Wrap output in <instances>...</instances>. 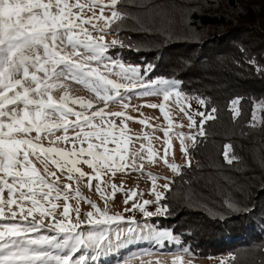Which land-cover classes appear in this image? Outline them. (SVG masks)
I'll list each match as a JSON object with an SVG mask.
<instances>
[{"label":"snow or ice","instance_id":"obj_1","mask_svg":"<svg viewBox=\"0 0 264 264\" xmlns=\"http://www.w3.org/2000/svg\"><path fill=\"white\" fill-rule=\"evenodd\" d=\"M123 4L124 0H0V264H89V259L94 262L140 241L160 248L175 245L171 264H194L184 256L195 254L190 247H181L172 230L109 214V201L114 204L117 192L124 191V204L133 201L125 211L138 209L144 217L167 215L168 206L162 201L172 181L165 178L158 186L159 177L147 173L152 181L149 194L155 199L137 203L134 198L142 194L125 191L123 180L117 185L114 179L117 174L145 175L146 164L160 161L179 174L178 165L167 159L173 137L187 158L186 142L194 148L197 137L206 139L203 126L215 120L218 111L192 110L180 91L181 81L146 79L153 65L141 69L125 65L119 53L109 54L129 46L119 38L127 18L120 11ZM111 34L117 38L107 42L105 37ZM73 84L90 95H73ZM133 96H162V102L132 105ZM193 99L206 108L205 98ZM241 99L230 101L234 119L241 115ZM114 104L120 110H111ZM173 105L195 132L175 131L183 125L174 121ZM143 107L159 108L167 126L151 124L140 111ZM259 109H264V100L255 105L249 126L264 124ZM196 117H200L198 128ZM129 122L151 131L135 133ZM157 131L163 132L162 155L151 147L160 139ZM230 153L231 145H226L228 164L239 159ZM187 166L191 167L190 160ZM81 186L94 188L105 207L84 196ZM72 199L77 201L74 209ZM81 201L93 210L84 213V220ZM152 203L157 205L155 212L148 211ZM226 203L238 210L233 202ZM231 261L235 264V257ZM139 264L165 262L141 258Z\"/></svg>","mask_w":264,"mask_h":264},{"label":"trees","instance_id":"obj_2","mask_svg":"<svg viewBox=\"0 0 264 264\" xmlns=\"http://www.w3.org/2000/svg\"><path fill=\"white\" fill-rule=\"evenodd\" d=\"M120 11L127 18L119 38L129 46L109 54L125 65H153L150 78L178 79L181 92L208 101L204 112L218 110L203 126L206 139L188 149L191 167L171 180L162 201L168 214L152 221L200 259L264 264V124L249 126L264 100V0H124ZM236 97L238 119L230 111ZM226 145L239 157L232 164Z\"/></svg>","mask_w":264,"mask_h":264},{"label":"rangeland","instance_id":"obj_3","mask_svg":"<svg viewBox=\"0 0 264 264\" xmlns=\"http://www.w3.org/2000/svg\"><path fill=\"white\" fill-rule=\"evenodd\" d=\"M257 1V0H255ZM106 15H110V12L105 13ZM117 38L113 35H107L105 37V40L107 42H111L112 39ZM135 66V65H132ZM143 74V73H142ZM146 79H152L149 76L146 77ZM156 80V79H152ZM73 89V95H78V96H89L90 94L81 88L79 85H72ZM183 93V92H182ZM185 94V93H183ZM186 95V94H185ZM190 102H191V107L192 110L194 111H201L204 112V106H201L197 103L195 99H193L191 96L186 95ZM162 102V96H148V97H136L133 96L131 100L132 105H143V104H160ZM173 118L174 121L178 124H182L183 127L179 129H175V131H183L185 133L188 132H195L196 129H189L188 128V120L185 116H183L182 113L179 112L178 108H175L173 105ZM111 110H120V106L118 104H114L111 106ZM143 113L144 118H148L149 122L154 125H159L161 127L167 126V122L164 120L163 115L160 113L159 108H150V107H143L140 110ZM129 114L132 116H135L137 118H140V114L138 112L134 111H129ZM155 118V119H153ZM74 119V118H73ZM197 120V117H196ZM259 122V121H258ZM257 122V123H258ZM131 129L135 133H141L142 131H151V129L146 128L145 126H142L141 124L137 122H129ZM200 125H197V128ZM35 135V133H33ZM155 136L159 137V140H154L151 143V147L155 148L161 155L163 154V132L162 131H157L155 133ZM188 145V149L191 147L192 142L187 141L186 142ZM139 145L137 144V147ZM63 147V145H61ZM169 163H175L178 165V168L182 166H187V161L190 160L192 162V159L188 156L187 158L182 154L181 149H180V143L179 140L173 137V148L167 157ZM38 168L43 171L42 166L39 165L38 163L36 164ZM85 171H91L90 169H87L86 166H84ZM55 170V169H53ZM145 175H139L138 173H132L131 175L128 176H122L121 174H117V176L114 179V182L117 185L121 184V180H123L124 183V189L125 191L128 190H136L137 193L142 194V195H137L134 200L137 203H142L143 200H151L154 201L155 197L150 195L149 193L151 192L152 189V181L148 177L147 173H151L154 176L159 177L157 180V185H162L166 182L165 178H167L169 181L173 179L177 173H173L171 169L167 167L163 163V161H160L157 164H146L145 169H144ZM67 182V181H63ZM95 184V181L93 182ZM171 185V184H170ZM82 194L84 196L89 197L93 201L97 202L100 208H104V200H102L96 193L95 189L93 188L92 191H89L88 188L81 186ZM163 190V189H161ZM126 199L125 192L124 191H118L117 194L114 197V204L112 201H109V214H122L126 218H132L135 221L140 222L141 224L147 222L153 226H156L157 223H154L152 220L153 218H159V216H153V217H144L143 214L138 210L134 209L132 211H125V208H131L132 207V202L129 201L127 205L124 204V200ZM71 207L74 209L76 207L77 201L75 199H72L69 201ZM60 204V210L62 211V206H63V200L59 202ZM157 205L155 203H152L147 206L148 211L155 212ZM80 211H81V216L80 219L84 220L85 216L84 213H87L88 211H93L90 206L83 201L80 202ZM72 219L75 220L76 214L73 211L71 213ZM47 223V220L45 221ZM157 227V226H156ZM161 229V228H160ZM167 244V243H166ZM164 248H160L157 245H154L150 242L147 241H140V242H135L133 244L128 245L126 248L121 249L119 251L110 253L105 256H101L98 260L96 261H91L89 259V264H139V261L141 258H143L145 261L147 260H156L159 259L165 264H171V259L172 253L175 252V245H166ZM185 247V246H181ZM83 253H77L76 255H82ZM142 254V256H141ZM232 256L230 255H222L220 257L216 258H205V259H200L198 257H189V256H184V259H194V264H220L221 260H224L228 262V264L231 261Z\"/></svg>","mask_w":264,"mask_h":264}]
</instances>
